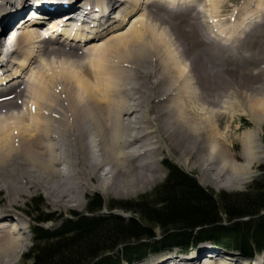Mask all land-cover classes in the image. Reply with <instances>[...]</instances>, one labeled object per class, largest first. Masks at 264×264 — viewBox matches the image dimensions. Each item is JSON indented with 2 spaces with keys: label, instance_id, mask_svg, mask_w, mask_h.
<instances>
[{
  "label": "bare ground",
  "instance_id": "1",
  "mask_svg": "<svg viewBox=\"0 0 264 264\" xmlns=\"http://www.w3.org/2000/svg\"><path fill=\"white\" fill-rule=\"evenodd\" d=\"M154 1L167 4L181 17L197 21L202 17L199 12L203 11L217 19L224 0H207L203 11L197 6L200 0H148L145 6ZM242 4L230 17V21L236 23L232 32L237 29L240 33L238 39L232 32L228 33L229 37L225 33L221 36V32L212 35L202 24L191 28L197 31L195 36L190 29L180 32L162 19L152 18H138L120 32L129 20L127 17L142 7L141 0H0V62H6L0 67V170L3 176L8 173L7 167L18 166L17 171L25 172L18 175H29L36 184L45 185L49 200L60 206L70 201L82 205L83 192L95 189L93 177L101 183L96 188L109 193L114 186L117 195H129L153 184L161 176L158 155L163 144H167L170 151H179L183 165L200 170L203 182L216 188L244 182L253 163L264 160V156H259L260 152L264 153V147L260 149L255 144L259 141L256 133L248 132L244 138L246 148L241 154L244 161H235L228 151L226 136L215 122L217 115L225 116L218 113L220 107L223 111L233 108V104L228 106L227 101L222 100L226 89L209 76L219 65L214 63L210 67L208 64L211 69L208 72L199 53L187 63L193 49L191 38H203L211 45L213 54L215 50L224 49L235 59L242 57L235 51L236 38L238 46L247 42L251 50L264 47L263 39L255 32L262 25L261 21L264 22V0H247ZM96 6L104 10L102 17L107 14L101 27L93 24L89 16L92 10L98 12ZM192 7L198 13H194ZM66 8H69L66 13L69 27H61L59 18L64 15L60 11ZM33 9L38 10L35 13L39 17H43V10L49 11L52 20L59 21L49 25L32 22L25 14ZM79 14L84 15L83 21H76ZM252 22L259 24L251 27ZM225 28L219 31L226 32L228 28L226 31ZM60 33L65 36L64 40L72 42L60 43L56 40ZM105 36V40H99L103 42L89 44ZM174 41L181 45L177 53L173 51L174 46L180 45ZM105 45L109 46L105 48ZM81 48L93 56L95 64L107 57L112 70L107 65L100 70L92 65L94 70L87 73L80 64L68 60ZM225 54L220 57L225 58ZM43 58L48 59L43 61ZM38 59L44 63L26 81L21 80L24 71L36 65ZM219 74L216 73L214 79L223 77ZM231 89L236 91L234 87ZM248 91L251 94L246 113L260 123L264 96ZM19 101H23V107L15 114L12 109L20 108L18 104L22 102ZM70 148L75 158L70 157ZM97 152L100 153L97 155ZM60 162L69 164L68 170H61L65 177L68 176L65 173L70 174L65 182L56 168ZM115 181H119L118 184ZM82 187L85 188L81 191ZM62 188L64 195L59 194ZM5 215L0 213V233L7 231V235L0 234V264L15 260L27 240L22 224L9 221ZM167 252L188 254L177 248ZM202 255L204 259H200ZM225 256L214 252L213 248L200 247L192 259L166 256L168 258L162 257L154 263L244 264L234 260L236 257ZM149 260L132 264H146ZM248 260L250 264H264V253Z\"/></svg>",
  "mask_w": 264,
  "mask_h": 264
},
{
  "label": "trees",
  "instance_id": "2",
  "mask_svg": "<svg viewBox=\"0 0 264 264\" xmlns=\"http://www.w3.org/2000/svg\"><path fill=\"white\" fill-rule=\"evenodd\" d=\"M165 167L166 179L149 194L109 204L111 209L131 213L129 218L102 214L106 205L96 194L88 198L86 213L73 212L74 220L51 230L43 224L56 215L42 207L41 196L32 198L28 206L33 211L29 215L34 237L26 260L30 264H132L166 247L188 252L184 249L197 245L193 241L203 239L239 249L236 252L245 258L262 254L264 175L245 192L226 193L203 187L173 163L166 162ZM113 253L120 254L115 261Z\"/></svg>",
  "mask_w": 264,
  "mask_h": 264
},
{
  "label": "rangeland",
  "instance_id": "3",
  "mask_svg": "<svg viewBox=\"0 0 264 264\" xmlns=\"http://www.w3.org/2000/svg\"><path fill=\"white\" fill-rule=\"evenodd\" d=\"M147 1L148 0H141V4H143L141 7L142 9L141 8L137 9L134 13H132L131 15H129L127 17L129 20L127 21L126 25H124V27L120 29V32L123 30H126L130 26V24L132 22H134L135 20H137L138 18H143V19L152 18L154 20L155 19H157V20L162 19L166 23V25H168V26L170 25L173 28L174 27L178 28L180 32L185 33L190 29L191 31L195 32V34H196L195 36H197L198 33L196 30H192L191 28L193 26H195V24L196 25L198 24V27H199V24H202V26H206L207 31L210 29V33L211 34L213 33L212 35H215V34H218V32H221V34H220L221 36H222V34L225 33V35L227 34L229 37L230 34H228V33L232 32L233 29L236 27V23L233 24L230 21L231 15H233V13L235 14V11L242 7L243 2L244 3L247 2V0H245V1H243V0H224L222 3V7L220 9V14H218L219 16H217L219 19L218 18L213 19V18L209 17L210 14H207L206 11H203L205 6H207V0H204V1L200 0V3L197 6H198V9H200V11H203L204 13L199 12L198 15H200L202 17L200 20L196 21V19H192V20L187 19L186 16L181 17V15L174 12L167 4H157L158 2L154 1V2H151L149 6H145V2H147ZM223 5H224V7H223ZM144 7H148V8L146 10H144L143 9ZM194 8L195 7H192V10L194 11V13H198V11ZM148 16H150V17H148ZM191 21H193L194 23ZM204 21H207V23H205ZM261 23H262V25L259 27V29H257V30L255 29V32L256 33L258 32L260 37L263 39L262 43L264 44V22L261 21ZM214 24H216V25H214ZM257 24H259V23H257ZM257 24H256V22H252L251 27H253L255 25L254 27L256 28ZM233 25H235V26H233ZM198 27H196V28H198ZM221 28H225V31L228 28L227 29L228 32L226 31L227 32L226 33L223 31H219ZM229 29H231V30H229ZM239 32H241V30ZM232 33L234 35H237L236 36L237 38H238V35H240V33H238L237 29H236V31L234 30V32H232ZM179 36H180V34L176 35V38L178 39ZM103 38L105 40L107 38V36L102 37V38H98L97 39L98 42L97 41H95V43L94 42H92V43L87 42V44L89 43L90 45H92V44L103 42L104 40L99 41ZM237 38H236L237 47H236L235 51L237 52V50H238L237 53L239 54V56H240V54L242 55V57L240 56V58L243 59L244 61L243 60L238 61L240 59L239 57H237L236 59L233 58L232 56H230L232 54L230 52L225 51L224 49L218 50L221 54H218L217 50H215V54H213L214 52H212V48H210L211 45H209L203 38L199 39L201 41H204L203 43L199 40H195L194 38H191L193 49H192L191 55L188 57L189 61H187V63L190 64L195 59L194 57L196 55L199 56V54H201L200 57L202 58V60H204V63H205V64L203 63V65L207 68L208 72H209V70H211L210 67L214 63H217L219 65V67H218L219 69L217 68L218 70L213 69L212 71H210L209 76H213L212 80L214 82L220 83L226 89V91H225L226 95H224V98L222 97V100H224V101L226 100L228 106L230 105V103L233 104V108L232 109L228 108V111H223L222 107H220L218 113H221L225 116L219 117V115H217L215 117V122L219 126L221 131L223 132L224 136H226L225 137L226 138L225 141H227L226 144H229L228 151L234 155V159L236 162L242 163L244 161V159L241 157V154L243 153L242 151L244 150V148H246V145L244 142V138L246 136V133H248V132L249 133H256L257 137L259 138V141H257L255 144L259 145L258 147L260 149H262L264 147V114H262L259 118L260 123H257L256 121L252 120V117L249 115V113H246L247 108H248V99L250 98L249 94H251L248 90H251L252 94H261L259 96H264V47L260 48V49L254 48L251 50L250 49L251 47L248 46L247 42H244V43L241 42V44L239 45L242 48V50H241V48L238 46V44H239L238 39L239 38L238 39ZM253 40L257 41L256 39H253ZM58 41L60 43H67L68 42V41L67 42L64 41L63 38L58 39ZM185 41H187V43H188L189 39H185ZM228 41H229L228 43L231 44L230 40H228ZM234 43H235V41H234ZM174 44H177V43L175 42ZM177 45H180L179 42ZM67 46H68V44H67ZM108 46L109 45H105L104 47L107 48ZM173 46H172V48H173ZM246 46L248 47V49H246ZM180 47H181V45L178 46V48L176 46H174L173 51L176 52V50H177V52H178L179 49L181 50ZM254 47H256V45ZM243 50H244V52H243ZM245 50L247 52H245ZM79 51L81 52L80 55L77 54ZM206 52H209V54H206ZM225 52H226V54H225ZM256 52L258 55L257 54L254 55V53H256ZM73 53H71L73 55H71L72 57L68 60H71V61L74 60L76 63L80 64L82 66V68L87 73L90 70H94V67L92 65H94V66L97 65L98 70H100L101 68H103L107 65L110 68V70H112L107 57L105 58V60L103 62L98 61L97 64H95L93 56L91 54L85 52V48H81L80 50L74 51ZM222 54H225V58H224V56L220 57V55H222ZM247 55H249V56H247ZM227 56L230 57V59ZM258 56H259V58H258ZM245 57H247V58L245 59ZM53 58L54 57H50V59H53ZM45 59H48V58H43V61ZM235 60H237V61H235ZM38 61H39V59H38ZM43 61H39L38 63L36 62V65H34L35 64L34 63L30 69L27 68L24 71L23 75L20 77V79L26 81L27 78L36 71L37 67L40 66L41 63H44ZM209 62H211V64ZM218 62H220V64ZM208 64L210 65V67L208 66ZM216 73H218V74L220 73L221 76H223V77H218V78L214 79V75ZM227 73H229V74H227ZM226 77H228V78H226ZM153 80H154V78H153ZM226 81L231 83V84L233 83V84L232 85H230V84L223 85L222 82L226 83ZM231 86L236 89L235 92H233L234 90L232 91ZM216 87H218V84ZM23 100H25V99H23ZM20 102H22L21 104H18V106L20 108L12 109L13 113L16 114L17 112L20 111L21 106L23 107V101H19V103ZM64 104L68 105V103H66V102ZM102 106L104 107V106H106V104H103ZM40 107H41V104H40ZM26 111L29 112L31 110L26 109ZM195 111H197V110H195ZM32 112H34V110ZM32 115H35V114H32ZM226 148H227V146H226ZM70 153H71L70 157L75 158L72 149L69 150V154ZM99 153L100 152H97V155ZM259 156H264V153L260 152ZM179 157H180V154H179V151L177 149H173V151H170L167 144H163V150L158 155V160H159L158 166L162 171L161 176L158 179H156L155 182L153 184H151L150 186H148L147 188H145L143 190H139V191L134 192V193L129 194V195H117L114 191V186H112L113 191L111 190L109 193H104L100 189L96 188V187H99L101 183L95 177H93L92 178V184H93V186H95V189H93V191H89V192L84 191L83 192L84 193L83 194L84 200L82 202V205L80 204L81 202L79 203L77 201H73V202L70 201L69 204H67L66 206H60L59 204H56V202L49 200L48 197L45 195V192H46L45 185H43L39 182L36 184L33 180L30 179L29 175L28 176L26 175L27 178H26V176H23L21 174H20L21 176L18 175L19 173H21L23 171V170H21V172L17 171L18 166H14V168L13 167H7L8 173H6L5 176H3V174H2L3 171L0 170V176H1L0 177V213L6 214L5 216H7L9 218V221L15 220V222H20L22 224L24 230H25L26 237H27V240L25 242V246L22 248V251L16 256L15 260H12L8 264H30V262L28 260H26V255L32 246V242H31L32 233L30 231V224L32 221L30 219L31 217L29 216V212L33 213V211H31L32 206L29 207L28 203H31L30 200L34 197L41 196L43 199L42 207L45 210H48L52 214L56 215V218L54 220L43 224V226L45 228L53 230V229H56L57 227H59V225L65 220H70V219L74 220V216L72 214L73 212L86 213V206H87L88 198L93 196V195H96V194H99L102 197V199L106 205L102 214H104V215L115 214V215H119V216H122L125 218L131 217V215H132L131 213L126 212V211L119 209V208L111 209V207H109V204L111 202L114 204H117L120 202H125L127 200H136L140 196L146 195V194H149L150 192H152L167 177L168 171L165 167L166 162H170V163L177 165L179 168H181L182 170H184L188 174L194 176L203 187L210 189V190H213L215 192H226V193L245 192L246 189L248 188V186L251 185L257 177H259L260 175H264V160L263 159L256 160V162L253 163V165H252L250 174L247 176V178L244 182H242L240 184H233V186H231V187H218V188H216L215 186H213L211 184H208L206 182L201 181L200 170L197 167H193L190 165L188 167V166L183 165ZM128 158L129 157H127V159ZM56 168H57L58 173L60 171L59 176L61 177V180L64 182L67 181V177L68 176L70 177V174L65 173V175H68L65 177L61 174V170L62 171L68 170L69 164L67 162H60L58 165H56ZM13 171H15V173H12ZM23 173H25V172L23 171ZM16 174L19 177V179H18V177L16 178ZM227 176H230V175L227 174ZM12 177H14V179ZM23 179H25V182L23 181ZM15 180H17V181H15ZM29 180H31V181H29ZM119 181H117V182H119ZM117 182H116V184H118ZM112 183H114V182H112ZM84 188L85 187H82L81 191L84 190ZM63 189L64 188L59 190V192H60L59 194H61V195L66 194V192H64ZM0 220H2V219H0ZM0 234L7 235V231H4ZM159 236H160V234H158V237ZM192 243H194V245H196V244L197 245L194 247L190 246L191 248L189 250L184 249V251H188V254H183V253H179V252L177 254H175V252L168 253L167 250H171V249L175 248L172 246V247H166L165 249H161L159 251L154 250L152 252H154L153 254H156V255H152L151 254L152 252H151L150 255H148V256L145 255L143 257L145 259L140 258L137 260L144 261V260L149 258L150 260L146 264H155L154 262H156L157 260L160 261V259L162 257H166V256L174 257V258H183V259H190L191 258L192 259L195 257V253H197V250L200 247H204V249L207 247L213 248L214 252L221 254V255L236 257L234 260H238L240 262H243L244 264H250V262H249L250 260H248V259H251V257H254L256 255V254H254V256L250 255L251 257H249L244 253L245 256H247V259H246L245 257L240 256L238 254V252H236V251H239V249H236V248H233V247L227 246V245H226L225 249L221 248L222 246H225V245H223L221 242H218L215 240H210V239L193 241ZM212 243H214L216 245H213ZM217 246H220V247H217ZM180 250H182V249H180ZM253 250H254V248H253ZM162 251H165L166 253L159 255V253H161ZM262 253H264V251H262ZM119 255H118V253L117 254L113 253V255H112V256H114L113 260L115 261L116 257ZM202 256H203V258L200 257V259H204V255H202ZM227 256H225V257H227ZM166 258H168V257H166ZM262 258H263V255H262ZM201 262L202 261H200V263ZM169 264H171V263H169Z\"/></svg>",
  "mask_w": 264,
  "mask_h": 264
}]
</instances>
